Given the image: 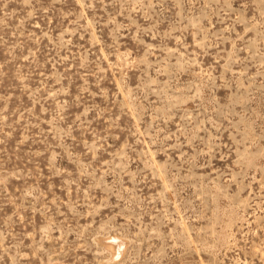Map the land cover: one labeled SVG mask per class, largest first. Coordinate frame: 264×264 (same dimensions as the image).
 <instances>
[{"label": "rangeland", "instance_id": "374dc122", "mask_svg": "<svg viewBox=\"0 0 264 264\" xmlns=\"http://www.w3.org/2000/svg\"><path fill=\"white\" fill-rule=\"evenodd\" d=\"M0 264H264V0H0Z\"/></svg>", "mask_w": 264, "mask_h": 264}]
</instances>
